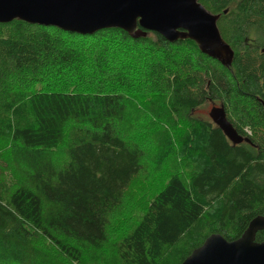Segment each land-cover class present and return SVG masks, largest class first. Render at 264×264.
<instances>
[{
    "label": "trees",
    "instance_id": "16d2710c",
    "mask_svg": "<svg viewBox=\"0 0 264 264\" xmlns=\"http://www.w3.org/2000/svg\"><path fill=\"white\" fill-rule=\"evenodd\" d=\"M200 3L220 15L235 53L230 67L189 39L0 24V264H33L40 238L75 264L79 247L105 248L147 156L126 138L127 107L136 105L164 128L157 139L170 173L139 219L119 221L114 264H182L209 236L235 241L264 217V50L250 46L253 32L264 40V0ZM219 102L250 142L234 146L212 120L197 118ZM183 116L189 136L172 137L180 128L171 119ZM9 163L17 178L8 177Z\"/></svg>",
    "mask_w": 264,
    "mask_h": 264
},
{
    "label": "water",
    "instance_id": "95a60500",
    "mask_svg": "<svg viewBox=\"0 0 264 264\" xmlns=\"http://www.w3.org/2000/svg\"><path fill=\"white\" fill-rule=\"evenodd\" d=\"M15 20L82 36L121 29L134 39L148 33L170 43L189 39L225 67L232 66L235 57L221 36L220 15L210 13L200 0H0V24ZM209 116L234 146L250 142L228 120L223 105H214ZM260 231L263 216L235 241L213 234L182 264H264V241H257Z\"/></svg>",
    "mask_w": 264,
    "mask_h": 264
},
{
    "label": "rangeland",
    "instance_id": "374dc122",
    "mask_svg": "<svg viewBox=\"0 0 264 264\" xmlns=\"http://www.w3.org/2000/svg\"><path fill=\"white\" fill-rule=\"evenodd\" d=\"M251 38V47L260 45V50H264V40L259 34L253 32ZM69 41H72V39ZM80 41L81 40H74V42ZM89 45H91V43L86 44V47ZM89 51L91 52V50ZM145 98L149 101L148 97ZM217 105H221V103L219 102ZM136 107L137 105L131 106L130 108L127 107V114H130L132 120L128 119L125 128H131L133 134L131 133V136L126 138H130L129 140L134 144H143V148H145V152L147 153V156L145 155L143 160L144 169L140 177L131 185L126 194L123 205L112 217V229L117 233L114 235L110 230L108 243L105 248L100 251L93 250L86 246L79 247L82 259L77 264H114L115 254L113 246L115 243V237H118L120 233L125 231V226L123 224L120 225L119 221L123 218L129 219L131 222L134 219H139L145 210L146 203L160 191L168 179L170 172L165 170L162 165L167 163L169 157L161 159L162 150L157 139V134H161L162 131H164V128L159 124H150L152 120L146 117L144 118L141 112L135 109ZM212 108L213 105L211 104L203 106L197 112V118L211 120L209 114ZM133 117L135 121H133ZM171 120L178 128H180L177 129L176 132L173 130L171 131V129L169 130L173 133L172 137L183 131L188 135L186 129L188 123L185 116L172 118ZM166 125H168V122ZM167 133L169 132L167 131ZM0 145H2V140H0ZM8 167V177L10 178L13 176L17 178V172L14 169L16 167L12 163H9ZM210 219L211 217H207L206 221L197 227L195 233H197L198 236L203 235L207 231L208 225H210ZM129 223L130 222L127 221V224ZM62 242L69 246V242H65L64 240H62ZM103 255L105 256L103 257ZM32 259L33 264H75L72 261H69L54 243L45 238H40V241L35 244Z\"/></svg>",
    "mask_w": 264,
    "mask_h": 264
},
{
    "label": "flooded vegetation",
    "instance_id": "af4514ba",
    "mask_svg": "<svg viewBox=\"0 0 264 264\" xmlns=\"http://www.w3.org/2000/svg\"><path fill=\"white\" fill-rule=\"evenodd\" d=\"M261 225H263V223H261ZM260 232H262V231H260ZM260 232H259V233H260ZM259 233H258V234H259ZM258 234H257V235H258Z\"/></svg>",
    "mask_w": 264,
    "mask_h": 264
}]
</instances>
